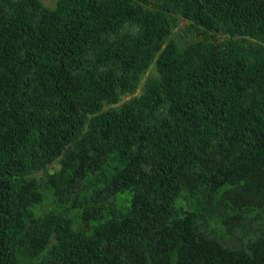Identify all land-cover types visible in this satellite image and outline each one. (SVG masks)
Wrapping results in <instances>:
<instances>
[{
    "label": "trees",
    "instance_id": "obj_1",
    "mask_svg": "<svg viewBox=\"0 0 264 264\" xmlns=\"http://www.w3.org/2000/svg\"><path fill=\"white\" fill-rule=\"evenodd\" d=\"M0 264H264V0H0Z\"/></svg>",
    "mask_w": 264,
    "mask_h": 264
},
{
    "label": "rangeland",
    "instance_id": "obj_2",
    "mask_svg": "<svg viewBox=\"0 0 264 264\" xmlns=\"http://www.w3.org/2000/svg\"><path fill=\"white\" fill-rule=\"evenodd\" d=\"M43 3L49 7H52L55 3L56 0H42ZM227 245L229 246H239L238 242L237 241H228L227 242Z\"/></svg>",
    "mask_w": 264,
    "mask_h": 264
}]
</instances>
